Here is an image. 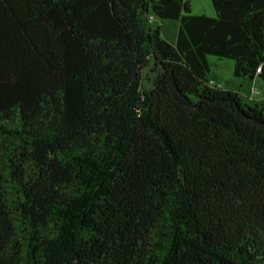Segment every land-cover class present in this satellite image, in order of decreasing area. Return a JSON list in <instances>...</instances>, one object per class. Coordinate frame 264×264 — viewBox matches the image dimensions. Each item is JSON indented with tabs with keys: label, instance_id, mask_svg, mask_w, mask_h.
<instances>
[{
	"label": "trees",
	"instance_id": "1",
	"mask_svg": "<svg viewBox=\"0 0 264 264\" xmlns=\"http://www.w3.org/2000/svg\"><path fill=\"white\" fill-rule=\"evenodd\" d=\"M0 0V264H264V0ZM155 19H177L176 43Z\"/></svg>",
	"mask_w": 264,
	"mask_h": 264
},
{
	"label": "rangeland",
	"instance_id": "2",
	"mask_svg": "<svg viewBox=\"0 0 264 264\" xmlns=\"http://www.w3.org/2000/svg\"><path fill=\"white\" fill-rule=\"evenodd\" d=\"M194 13H205L215 16L212 0H190ZM163 24L162 35L169 42L175 44L179 30L177 19H155L153 26ZM210 78L214 84L225 89H233L240 92L242 98L249 103H260L264 105V81L261 79H250L237 77L233 73L234 61L229 58H221L216 55H209Z\"/></svg>",
	"mask_w": 264,
	"mask_h": 264
},
{
	"label": "built area",
	"instance_id": "3",
	"mask_svg": "<svg viewBox=\"0 0 264 264\" xmlns=\"http://www.w3.org/2000/svg\"><path fill=\"white\" fill-rule=\"evenodd\" d=\"M151 19H155V16L151 15Z\"/></svg>",
	"mask_w": 264,
	"mask_h": 264
}]
</instances>
